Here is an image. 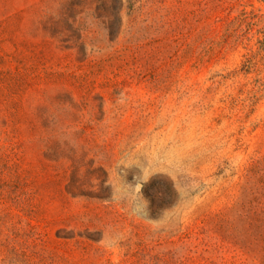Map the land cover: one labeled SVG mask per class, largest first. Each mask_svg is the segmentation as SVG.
I'll use <instances>...</instances> for the list:
<instances>
[{"label": "rangeland", "instance_id": "rangeland-1", "mask_svg": "<svg viewBox=\"0 0 264 264\" xmlns=\"http://www.w3.org/2000/svg\"><path fill=\"white\" fill-rule=\"evenodd\" d=\"M0 264H264V0H0Z\"/></svg>", "mask_w": 264, "mask_h": 264}, {"label": "trees", "instance_id": "trees-1", "mask_svg": "<svg viewBox=\"0 0 264 264\" xmlns=\"http://www.w3.org/2000/svg\"><path fill=\"white\" fill-rule=\"evenodd\" d=\"M116 14L119 16V10H117Z\"/></svg>", "mask_w": 264, "mask_h": 264}]
</instances>
